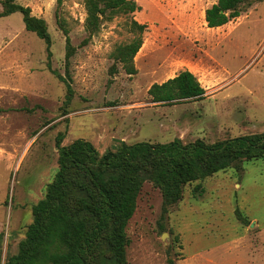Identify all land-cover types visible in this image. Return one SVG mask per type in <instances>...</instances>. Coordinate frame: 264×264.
I'll use <instances>...</instances> for the list:
<instances>
[{
    "label": "rangeland",
    "instance_id": "374dc122",
    "mask_svg": "<svg viewBox=\"0 0 264 264\" xmlns=\"http://www.w3.org/2000/svg\"><path fill=\"white\" fill-rule=\"evenodd\" d=\"M16 1L46 19L52 67L64 73L66 40L56 20L57 0ZM136 1L139 10L105 21L81 46L85 0H63L62 14L77 47L67 115L61 113L66 88L47 66L45 41L26 29L21 13L0 17V106L9 108L0 113L3 261L17 251L33 219L32 206L56 172L60 131L62 144L84 138L103 153L121 141L213 142L264 130V0L220 30L204 20L206 8L217 0ZM132 17L147 25L145 45L134 58L137 71L130 74L119 64L112 74L111 51L138 35ZM183 69L196 73L205 97L172 105L152 102L151 84ZM198 184L202 195L195 190ZM237 208L248 216V225L237 219ZM127 232L129 264H264V159L187 184L183 198L165 215L160 189L145 182Z\"/></svg>",
    "mask_w": 264,
    "mask_h": 264
},
{
    "label": "trees",
    "instance_id": "16d2710c",
    "mask_svg": "<svg viewBox=\"0 0 264 264\" xmlns=\"http://www.w3.org/2000/svg\"><path fill=\"white\" fill-rule=\"evenodd\" d=\"M259 1L263 0H217L205 10L207 25L221 26ZM0 3V17L21 13L26 29L45 41L47 66L66 88L61 113L67 115L74 97L71 63L77 47L62 14L63 0H57L55 15L66 40L64 73L52 67V36L46 19L16 0H0ZM85 9L86 36L81 46L92 40L105 21L120 14L131 15L140 5L136 0H85ZM130 25L138 35L111 51L112 74L119 70V64L130 74L137 71L134 58L142 47V33L147 25L133 17ZM205 92L189 69L154 82L148 89L150 100L163 105L200 100ZM38 106L25 109L33 111ZM7 110L0 106V113ZM65 121H69L68 117ZM64 137L65 132L60 131L56 140L58 166L43 197L32 206L33 219L25 236L19 241L17 251L4 261L0 252V264H129L127 225L145 182L160 189L162 215H165L183 198L187 184L243 162L264 159V130L213 142L203 138L186 143L180 138L166 142L121 141L115 149L103 153L84 138L62 144ZM195 190L202 195L204 187L198 184ZM235 213L243 225L249 224L241 209L237 208ZM2 239L0 234V242ZM170 264L175 263L170 260Z\"/></svg>",
    "mask_w": 264,
    "mask_h": 264
},
{
    "label": "crops",
    "instance_id": "0c3cea01",
    "mask_svg": "<svg viewBox=\"0 0 264 264\" xmlns=\"http://www.w3.org/2000/svg\"><path fill=\"white\" fill-rule=\"evenodd\" d=\"M216 2V1H215ZM204 20H205V23L207 24V21H206V19H205V17H204ZM228 23V22H227ZM227 23H225V24H223V25H221L222 27H224V26H226V24ZM208 26V25H207ZM221 26H217V27H221ZM209 27V26H208ZM210 28V27H209ZM211 28H216V27H211ZM189 70H191L195 75H196V73L192 70V69H189ZM228 242H230V241H228ZM234 244H235V246L236 247H238L239 245H237L236 244V242H233ZM263 248H264V246H263ZM261 254H263L264 255V251H263V253H261Z\"/></svg>",
    "mask_w": 264,
    "mask_h": 264
},
{
    "label": "bare ground",
    "instance_id": "6f19581e",
    "mask_svg": "<svg viewBox=\"0 0 264 264\" xmlns=\"http://www.w3.org/2000/svg\"><path fill=\"white\" fill-rule=\"evenodd\" d=\"M222 28V26L221 27H216V28H211L210 27V29H218V30H220ZM225 29V28H224ZM146 42V41H145ZM145 45V43L143 44V46Z\"/></svg>",
    "mask_w": 264,
    "mask_h": 264
}]
</instances>
